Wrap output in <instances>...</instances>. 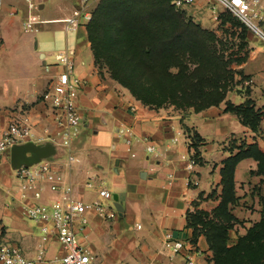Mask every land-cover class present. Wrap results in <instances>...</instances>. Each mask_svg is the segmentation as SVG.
Here are the masks:
<instances>
[{
    "label": "crops",
    "instance_id": "crops-1",
    "mask_svg": "<svg viewBox=\"0 0 264 264\" xmlns=\"http://www.w3.org/2000/svg\"><path fill=\"white\" fill-rule=\"evenodd\" d=\"M80 2L47 0L37 14L43 20L37 33L25 30L26 0H16L14 5L4 3L0 10V138L10 121L24 114L32 119L37 135L48 139L56 136L59 128L45 97L56 77L65 71L59 55L72 52L75 74L85 82L76 94L84 124L70 148L57 149L52 160L54 168L85 202H92L99 189L109 190L108 178L111 179L118 194L114 196H118L124 209L120 214L115 208L116 216L110 220L88 214L90 225L79 239L90 250L94 264H188V250L181 256H172L166 250V234L193 245L198 252L194 264H212L206 237H200L197 245L192 242L188 214L195 210L210 212L219 204L220 199L208 196L213 191L217 196L222 192L223 162L232 155L223 148L231 136L246 132L250 144L253 132L237 116L226 113L223 104L185 114L173 107L152 109L137 101L108 72H100L87 26L75 32L65 30ZM262 51L259 48L254 52L258 68L252 73L255 85L251 96L257 101L256 93H261L257 101L261 108ZM126 129L134 135L130 147L123 133ZM187 130L204 139L199 147L201 162L194 171L188 169L196 152L191 146L192 133ZM148 145H153L156 152H148ZM69 155L78 161L64 166ZM247 167L256 171L257 163L251 159L240 163L236 188L238 175ZM21 192L22 183L9 154L0 153V240L19 246L29 259L36 260L42 245L41 232L35 222L32 226L23 216L24 207L33 201L23 199ZM53 198L47 192L42 202ZM46 249L44 261L38 264H62L64 251L55 239L46 244Z\"/></svg>",
    "mask_w": 264,
    "mask_h": 264
},
{
    "label": "trees",
    "instance_id": "trees-1",
    "mask_svg": "<svg viewBox=\"0 0 264 264\" xmlns=\"http://www.w3.org/2000/svg\"><path fill=\"white\" fill-rule=\"evenodd\" d=\"M173 1L101 2L87 26L96 64L104 60L112 79L149 108L161 109L171 104L194 108L200 113L220 107L234 85L235 75L230 68L233 61L218 54L213 47V34L187 20L185 13L173 6ZM233 18L236 25L247 30ZM103 35L106 36L104 43ZM241 37L245 39V35ZM188 63L195 67L189 68ZM225 112L237 116L253 133L259 131L264 117V112L256 109L251 99L241 105L227 102ZM194 137L193 157L199 163L197 142L201 138L198 134ZM236 150L237 154L223 162L219 205L212 212L189 213L188 228L193 230L194 245L200 237H206L215 264H264V198L261 221L234 246H228L230 231L240 223L231 211L238 202L235 181L238 166L251 159L257 163V170L251 174L264 177V152L257 143L243 142ZM216 195L213 191L208 199Z\"/></svg>",
    "mask_w": 264,
    "mask_h": 264
},
{
    "label": "built area",
    "instance_id": "built-area-1",
    "mask_svg": "<svg viewBox=\"0 0 264 264\" xmlns=\"http://www.w3.org/2000/svg\"><path fill=\"white\" fill-rule=\"evenodd\" d=\"M47 0H26L28 18L25 30L37 33L43 25V20L37 15ZM101 0H81L75 14L66 22L65 30L75 32L82 26H88L93 20V15ZM199 0H174L173 6L177 10H187L195 6ZM215 7L222 8L225 12L235 17L242 25L264 42V0H208ZM4 7V0H0V10ZM59 63L65 68L60 73L52 88L46 95L55 122L59 128L53 138H46L36 134L32 119L29 115H20L13 118L0 138V153L9 154L16 146L28 142L44 144L47 140L57 148H70L79 137L84 124L82 112L77 104L76 94L85 86L84 80L75 74V61L72 52L59 55ZM126 145L131 146L133 131H123ZM147 151L155 153L156 148L148 145ZM78 160L69 155L64 166H72ZM61 162V161H59ZM62 163V162H61ZM63 164V163H62ZM197 161L192 157L188 169L194 171ZM17 178L22 183V198L33 201L23 209V216L35 222L41 232V247L36 260L29 259L22 248L7 241L0 240V264H38L43 262L47 252L46 244L55 239L62 247L64 256L62 264H94V257L90 250L79 239L85 235L90 225L89 213H95L105 219L116 216L113 195L106 188L99 189L92 202H85L75 194V188L66 182L62 173L54 168L53 161H43L33 167H22L16 170ZM198 185V182H196ZM90 187H93L89 184ZM47 192L55 198L42 202ZM113 206V208H112ZM164 246L172 256H181L188 250V264H194L198 252L191 243L180 240L172 234H166ZM189 246H192L190 249Z\"/></svg>",
    "mask_w": 264,
    "mask_h": 264
},
{
    "label": "rangeland",
    "instance_id": "rangeland-1",
    "mask_svg": "<svg viewBox=\"0 0 264 264\" xmlns=\"http://www.w3.org/2000/svg\"><path fill=\"white\" fill-rule=\"evenodd\" d=\"M15 2L16 0H4L5 5H14ZM101 2L103 3L104 0H101ZM101 2L99 5L102 4ZM180 12L185 13L187 20H191L195 24L201 26L204 30L210 31L214 36L212 42L217 53L221 54L225 60L233 61L230 68L234 72L235 80L233 88L227 94L226 101L222 103L225 105V109L227 102H231L234 105H241L249 99L253 100L251 96L253 95L252 93L255 83L253 81L254 75H252V73L255 71V68H258L253 60L254 52L259 48H261L263 50L262 52H264V42L258 39L248 29H244L245 31H243V28H241L240 25H236L237 22L230 14L225 12L222 8L215 7L210 4L208 0H199L195 6L190 7L187 10H181ZM46 14L47 11H44V15ZM262 27L264 26L262 25ZM241 34L245 35V39H242ZM105 38L106 36L103 35L102 43H104ZM239 60L242 61L239 62ZM188 64L189 65L187 66L189 68L193 69L195 67L191 65V63ZM98 66L100 70H105L110 74L108 70L109 67L106 65L104 60H101ZM256 94L257 101L258 99L261 100V93L257 91ZM253 101L256 109H260L264 112V107L261 108L257 101ZM166 107H173L176 110L178 109L183 111L185 114H188L190 111L195 112L194 108L190 107H179L171 104ZM189 133L191 134L192 131L189 130ZM246 133L249 134V132ZM246 133L231 136L228 140V144L224 146L223 150H226L230 155L237 154V147H239L243 142L248 144L249 136L245 135ZM196 134V132L192 133L191 137L196 136ZM194 139L197 141L196 137H194ZM249 142L250 144H261V150H264V117L259 131L250 135ZM202 143H204V139L201 138L197 144H199L200 147ZM98 157L100 156L98 155ZM251 172L252 171L247 167L243 168L241 173L238 175V188H236L238 202L237 205L231 207V211L240 223H236L234 229L229 233L228 246L230 247L234 246L238 240L245 236L248 233V230L256 223L260 222L262 218L261 200L264 198V177L252 175ZM108 181L110 184H108L107 187L113 197L114 195H118L112 180L108 178ZM220 194L215 197L217 201L220 199ZM113 204L110 203V206ZM113 210L116 211L114 208ZM26 220L29 224L34 226L32 223L33 221L29 219ZM210 251L212 252V264H215L213 259L214 253L212 250Z\"/></svg>",
    "mask_w": 264,
    "mask_h": 264
},
{
    "label": "water",
    "instance_id": "water-1",
    "mask_svg": "<svg viewBox=\"0 0 264 264\" xmlns=\"http://www.w3.org/2000/svg\"><path fill=\"white\" fill-rule=\"evenodd\" d=\"M57 149V146L51 142L44 144L28 142L16 145L9 152L10 163L15 171L22 167L30 168L43 161H52L57 154ZM114 206L120 214L124 213L118 196H114Z\"/></svg>",
    "mask_w": 264,
    "mask_h": 264
}]
</instances>
